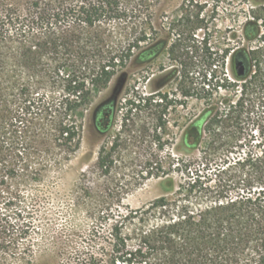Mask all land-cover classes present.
<instances>
[{
	"label": "trees",
	"instance_id": "trees-1",
	"mask_svg": "<svg viewBox=\"0 0 264 264\" xmlns=\"http://www.w3.org/2000/svg\"><path fill=\"white\" fill-rule=\"evenodd\" d=\"M140 8L122 7L118 0H31L22 16L0 20L2 182L33 176L36 162L30 151L37 141L45 149L75 153L81 145L75 117L89 107L92 91L106 89L139 60L156 61L155 53L169 40L155 42L151 19L140 20L142 27L131 23ZM260 11L244 23V44L233 52L214 56L203 39L209 67L204 75L197 72L199 55L191 46L172 44L181 95L199 97L197 80L203 79L202 90L209 96L182 139L191 153L176 168L183 182L173 199L161 197L147 210L131 212L108 235L92 230L84 240L88 245L74 248L61 264H264V9ZM180 23L193 30L203 27L199 18ZM219 59L220 78L215 76ZM236 62L245 67L242 78L236 76ZM218 91L234 97L214 100ZM153 97L144 101L151 105ZM160 97L165 104L159 116L162 130L164 113L177 102ZM104 152L102 168L108 166ZM168 183L173 189V180ZM21 216L14 211L13 222L0 213V264L31 257V247L18 253L19 241L34 230ZM151 217L157 224H151ZM127 221L141 228L132 234Z\"/></svg>",
	"mask_w": 264,
	"mask_h": 264
},
{
	"label": "rangeland",
	"instance_id": "rangeland-1",
	"mask_svg": "<svg viewBox=\"0 0 264 264\" xmlns=\"http://www.w3.org/2000/svg\"><path fill=\"white\" fill-rule=\"evenodd\" d=\"M107 1L111 0H99L102 4ZM118 2L130 9L140 4L141 13L132 17L131 23L142 27L140 20L151 19L155 42L160 45L167 38L168 45L157 50L155 62L139 60L106 89L92 91L89 107L75 117L81 127V145L75 153L67 155L45 149L37 141L31 144L30 151L36 162L32 165L33 176L0 180V213L15 222L14 211L20 210L21 222L34 224L28 239L19 241L18 251L20 254L23 248L31 247V257L19 264H61L74 248L88 245L84 240L92 230L108 235L131 212L147 210L158 198L175 197L183 182L176 168L191 155L182 139L190 122L204 110L207 94L202 90L203 79H199V97L181 95V78L175 72L177 63L169 52L172 44L177 43L181 49L191 46L199 55L197 72L204 75L209 67L203 56V39H208L207 47L214 56L220 58L226 50L233 52L244 44V23L252 19L253 13L261 14L260 9H264V0ZM30 4L31 0H0V20L4 16H22ZM197 18L203 21V27L197 30L180 23L182 19L194 22ZM217 67L213 70L220 78L224 72L220 59ZM227 74L232 76L230 70ZM216 80H212L214 85ZM164 94L169 101L177 103L164 113L166 125L161 130L159 116L165 104L160 95ZM232 95L218 91L213 93V99ZM151 96L154 101L149 105L144 100ZM103 148L108 162L104 168L99 164ZM169 180H173V189L169 188ZM150 222L157 224L158 219L151 217ZM140 228L138 222L128 224V232L132 234ZM101 245L100 241L96 242L97 247Z\"/></svg>",
	"mask_w": 264,
	"mask_h": 264
},
{
	"label": "water",
	"instance_id": "water-1",
	"mask_svg": "<svg viewBox=\"0 0 264 264\" xmlns=\"http://www.w3.org/2000/svg\"><path fill=\"white\" fill-rule=\"evenodd\" d=\"M235 67H236L237 76L239 78L244 77L246 70H245L243 63L242 62H236Z\"/></svg>",
	"mask_w": 264,
	"mask_h": 264
}]
</instances>
